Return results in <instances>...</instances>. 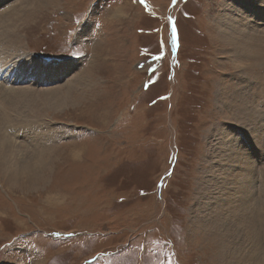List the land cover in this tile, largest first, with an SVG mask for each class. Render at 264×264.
Listing matches in <instances>:
<instances>
[{"label": "rangeland", "instance_id": "obj_1", "mask_svg": "<svg viewBox=\"0 0 264 264\" xmlns=\"http://www.w3.org/2000/svg\"><path fill=\"white\" fill-rule=\"evenodd\" d=\"M38 1L10 11L7 42L44 63L78 62L81 75L95 67L101 86L81 91L79 109L27 113L38 142H19L11 165L38 155L46 167L34 187L0 172V264H224L231 254L251 264L252 243L222 239L210 213L229 204L240 215L223 148L252 110L264 127V21H251L254 43L237 55L219 31L236 0H59L45 10ZM67 78L10 87L40 92Z\"/></svg>", "mask_w": 264, "mask_h": 264}, {"label": "bare ground", "instance_id": "obj_2", "mask_svg": "<svg viewBox=\"0 0 264 264\" xmlns=\"http://www.w3.org/2000/svg\"><path fill=\"white\" fill-rule=\"evenodd\" d=\"M58 1L59 0H39L37 5L38 8L36 5L35 8L38 10H40V8L45 10L50 6L55 7ZM246 1L247 0H236L234 6L230 5L231 8H229L230 14L233 15H226L224 11L220 22L221 27L219 31L222 39L226 41L227 44L237 49V55L240 54V51L246 50L251 43H254V41L252 42V40H254L253 34L248 30L249 26L253 25L251 21H264V9L248 5ZM14 3L19 4L8 10L14 6ZM25 3V0H0V172H3L5 176L11 178L10 180H12L13 183L27 181L31 184L29 186L34 187L42 180V170L46 167L43 161L40 160L41 157L37 155L32 157L35 158L34 160L31 159L28 162L24 161V164H28L22 167L20 166L17 169L11 165L12 161L18 157L15 153L18 154L19 152V155H21L25 152L23 148H26L25 146L28 147V143L32 144L38 142L36 141L37 132L32 128L31 124L33 123L27 119V113L33 110L36 111V109L40 111L41 109L59 111L61 109H66V107L72 104L78 106L77 109H79V105L82 103L79 104L77 100L81 101L85 96L81 91L92 88L95 85L100 87L101 85L98 83L101 80L89 76L93 73L95 74V67H90L91 70H89V68L88 72L81 75L86 70L80 72L81 68H78V62H68L59 65L44 63L38 59H32L28 54L23 53L20 47H13V45H11L12 43L7 42V39L9 41L16 31L13 23L15 20L13 19V21H11V19H7V17L10 16V11L12 10H16L15 12L19 13L21 11V6L25 5ZM112 14L115 15V17L126 14L125 8L116 7ZM245 20L250 21V24H245L243 22ZM95 59L94 54L91 61ZM72 72L76 74H74L73 77H68L69 82L57 88L38 92V90L32 87H10L14 82H16L14 84H19L26 81V83L29 81L33 83L46 82L48 84H45V86H48L51 85L50 82H53L52 84H54L55 81L57 83L58 81L62 82L64 78H67L65 74L67 76V73ZM244 89H242V91ZM73 90L77 91L76 93L78 94L75 95ZM94 90L95 89L92 91ZM79 93L82 95L80 96ZM219 97L220 100L222 98L227 102V98L223 94ZM85 98L87 99V97ZM262 118L263 116L260 112H253L252 110L246 120V124L248 125L244 124L236 134V143H234V137L232 138V136H229L233 142H227L229 149L226 146V148H223L228 152L230 155L229 157L233 159L232 163L236 167L235 173L233 172L228 176H235L236 181L237 179L240 181V184L236 187L237 193L241 194L240 198L243 203L242 206L237 209L240 210V215L239 212L228 208L229 204L224 205V207L220 209L216 207L214 211H211V216L209 215L211 219H213L214 224H212L214 228H216V232H218L222 239L224 238L232 242L229 235L231 233L232 237H239L240 240H238L242 242V244L243 242L252 243L249 254L246 256L248 261L250 259L252 260L251 264H258L259 258L261 257L258 253L259 247L256 245L259 243H256L258 240V232L255 224V213L257 210L262 213L261 210L264 208V178L261 173H259L264 163V156L262 154L264 127H261L262 124H259V120H263ZM223 134L225 135L226 133L224 132ZM229 137L228 135L221 136L220 141L224 143L223 139ZM19 142H24L25 146L23 147V145H21L22 143L20 144ZM77 155L82 158V154ZM260 181L262 184L258 185L257 183ZM255 192H257V196L261 194L259 198L253 197ZM228 227L231 229L229 230L230 232L227 231ZM232 255L234 254H231V258L229 257V260L225 261L224 264L240 263V260L236 259L235 256L232 257ZM232 261H237V263H231Z\"/></svg>", "mask_w": 264, "mask_h": 264}]
</instances>
